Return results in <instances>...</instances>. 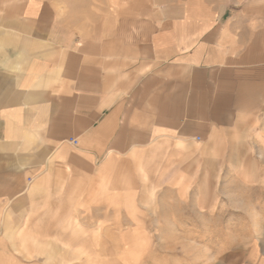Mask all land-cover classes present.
<instances>
[{
	"label": "crops",
	"instance_id": "0c3cea01",
	"mask_svg": "<svg viewBox=\"0 0 264 264\" xmlns=\"http://www.w3.org/2000/svg\"><path fill=\"white\" fill-rule=\"evenodd\" d=\"M262 112L264 0H0V264L182 240Z\"/></svg>",
	"mask_w": 264,
	"mask_h": 264
},
{
	"label": "rangeland",
	"instance_id": "374dc122",
	"mask_svg": "<svg viewBox=\"0 0 264 264\" xmlns=\"http://www.w3.org/2000/svg\"><path fill=\"white\" fill-rule=\"evenodd\" d=\"M239 131L230 154L215 164L213 174L200 179L197 202L190 198L198 207L181 210L183 217L197 220L181 225L188 235L175 240L174 225L159 226L154 254L129 264H264V112ZM179 211L173 210L172 216ZM102 228L92 225L87 234L101 233ZM191 236L198 240L186 239ZM118 243L121 250L124 242ZM62 263V257H55V264ZM126 263L120 254H77L70 259V264Z\"/></svg>",
	"mask_w": 264,
	"mask_h": 264
},
{
	"label": "built area",
	"instance_id": "2783aa9c",
	"mask_svg": "<svg viewBox=\"0 0 264 264\" xmlns=\"http://www.w3.org/2000/svg\"><path fill=\"white\" fill-rule=\"evenodd\" d=\"M72 142H76L74 139H71Z\"/></svg>",
	"mask_w": 264,
	"mask_h": 264
}]
</instances>
